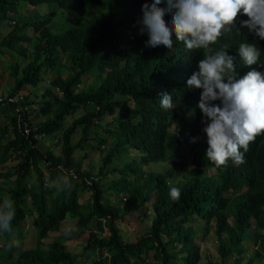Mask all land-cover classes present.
Masks as SVG:
<instances>
[{"label":"trees","instance_id":"trees-1","mask_svg":"<svg viewBox=\"0 0 264 264\" xmlns=\"http://www.w3.org/2000/svg\"><path fill=\"white\" fill-rule=\"evenodd\" d=\"M145 2L152 0H0V27L21 10L29 14L20 21L14 19L10 23L14 29L6 36L0 34V54L9 48L31 58L24 68L21 64L12 68L13 75L20 78L10 96L25 86L38 87L48 72L65 67L64 60L69 65L67 70H72L67 78L59 75L52 82L58 94L46 88L37 105L28 96L21 101V109L1 103L2 109L14 114L10 119L0 117V166L13 160V155L23 159V164L5 175L8 180L17 174L0 205L11 200L16 215L12 231H2L0 264H200V232L193 226L196 220L204 234L215 222L221 257L219 262L208 260L207 264H264V135L249 144L241 166L229 161L218 169L205 157L208 144L203 125L198 115L187 119L190 108H195L179 86L190 65L176 50L169 53L163 45L146 47L149 37L146 31L141 33ZM46 5L56 8L45 12ZM61 11L69 29L55 33L51 27L58 28ZM71 17L77 20L76 26ZM165 21L171 28L170 17ZM219 41L222 45L219 42L213 49H226L229 55H237L242 42L256 43L264 50V41L247 30L234 29ZM86 76L93 77V86L80 89ZM170 88H174L178 104L174 110L165 111L159 100ZM81 109L83 113L75 117ZM118 110L111 123L90 125L94 119L113 116ZM30 114L43 115L45 120L34 125ZM69 117L73 121L67 125ZM25 129L32 131L30 136ZM79 130L81 139L74 143ZM35 132L45 137L61 133V155L50 150L43 154ZM90 141L96 149L108 145L98 176L84 169L86 155L75 157ZM185 142L193 169L181 174L178 167L183 163L177 159ZM89 148L94 145L89 143ZM125 156L129 159L124 160ZM118 160L121 168L115 165ZM165 163L170 167L153 171L157 164ZM112 172H118L120 178L104 184ZM65 177L70 186L65 184ZM171 187L180 190L178 201L169 196ZM85 191L92 194L88 204L80 203ZM232 208L231 215L228 210ZM150 210L154 216L149 231L136 241H125L118 221L133 214L148 217ZM32 212L39 237L35 248L21 250L10 239L16 230L21 233L22 222ZM65 220L76 221L72 226L78 231L46 246L44 240L58 232ZM87 233L80 251L70 252L67 240Z\"/></svg>","mask_w":264,"mask_h":264},{"label":"clouds","instance_id":"clouds-1","mask_svg":"<svg viewBox=\"0 0 264 264\" xmlns=\"http://www.w3.org/2000/svg\"><path fill=\"white\" fill-rule=\"evenodd\" d=\"M142 12L141 33L146 31L149 37L146 47L163 45L169 53L176 50L190 65L179 86L190 96L195 108H190L187 119L191 121L198 115L203 125L208 144L205 157L218 169L227 166L229 161L234 166L245 164L244 154L249 144L264 135V50L256 43L242 42L238 54L229 55L226 49L214 50L212 46H217L221 37L234 29L247 30L249 35L264 41V0H152L150 4H143ZM166 16L170 17L171 28L166 24ZM174 93V88H170L162 94L159 103L165 111L176 108L178 100ZM19 95L24 99L21 91L15 96L0 94V110L2 104L18 105L21 109V102L9 100ZM24 132L28 136L32 133L30 130L27 134L26 129ZM34 137L46 138L40 132H35ZM192 142L195 143L196 138ZM184 144L189 153L188 143ZM181 148L177 162L186 167L191 155L185 152L186 156L182 157ZM64 180L70 186L69 179ZM169 196L178 201L181 192L171 187ZM4 207L7 211H0V231L11 232L15 209L9 200H5ZM229 210L232 215L233 208ZM76 231L77 228L70 226L65 229V235L72 236Z\"/></svg>","mask_w":264,"mask_h":264},{"label":"rangeland","instance_id":"rangeland-1","mask_svg":"<svg viewBox=\"0 0 264 264\" xmlns=\"http://www.w3.org/2000/svg\"><path fill=\"white\" fill-rule=\"evenodd\" d=\"M45 8H46L45 10L46 12V11H49L50 9H55L56 6L46 5ZM64 13H66V15L68 14L67 12H64ZM92 15L93 13L89 14L88 17H91ZM25 16H29V14L21 10L15 17H9L5 22L2 23L0 27V34H4V36H6L9 32H11L14 29V27H12L10 23L14 19L17 21L23 20ZM69 19L73 23L72 25L77 24L74 19L72 18H69ZM55 22L57 21L55 20ZM58 22L60 23L58 25V28L51 27L53 32L61 33L69 29V26H68L69 22L65 19L62 11L61 13L59 12ZM26 32L29 33L30 29L27 28ZM2 38L3 37H1L0 40ZM30 59H31L30 57L28 58L23 57L21 54L15 53L11 51L9 48L5 49L3 54H0V94L1 95L6 96L10 94L16 85L17 79L20 78V76L17 77L13 75L12 68L16 64H21V67L24 68L25 66H27L28 62H30ZM64 63L66 65L61 70H56V71L52 70L48 72L38 87L25 86V88L22 91L23 95L28 96L29 100L35 101L37 105L40 103L39 101L43 99V95H44L46 88H52V91L58 94V90L57 88L53 87L52 82L59 75L63 76L64 78H67L72 73L71 69L70 70L68 69L69 71L67 70V68L69 67L68 62L64 60ZM59 71H61V74H59ZM87 77L88 76H86L84 79H86ZM93 82H94L93 77L89 76L86 80H84L83 84L80 86V89H88L89 86H93ZM82 113H83V110L81 109L79 112L76 113L75 117L81 115ZM13 114H14L13 111L8 110V109L0 110V117L1 116L5 117V119H8V118L10 119V117H12ZM118 115H119V110L113 116L107 115L103 118L94 119V122H91L90 125H93L94 123L99 122L101 126H105V124H109L111 123L112 120L117 118ZM44 120H45V117L43 115L30 114V121L34 125L40 124ZM72 121H73V118L69 117L67 125H70ZM8 125L10 126V132H11L10 134H12L13 133L12 126L11 124H8ZM93 133H94L93 131L90 133V138L92 137V139H93V136H92ZM81 136H82V132L81 130H79L78 133H76L75 136L73 137L74 143H78L81 139ZM61 137H62V134L57 133V137L56 135H51V136L49 135V136H46V138L44 139H40L39 145H38L40 151L43 154H46L47 151L50 150L56 156H60L62 152ZM56 139L60 141L56 143L55 142ZM89 143H92L94 145V148L92 149L89 148ZM89 143L87 144L86 149L77 150L75 157L79 159V158H83L86 155V159L83 162L84 169L90 170L91 172H93L95 175L98 176L100 172L99 170L101 166L103 165V161H102L103 155H105L108 151L107 150L108 145H105L106 148L102 150V149H96L95 144L92 141H90ZM181 149H182L181 156L182 157L186 156V153H185L187 152L186 144H184ZM13 158L14 159L10 160L6 165H3L0 167V200L5 196V192L7 191L8 187H12L13 182L15 181L16 176H17V174L16 175L13 174L11 175V178L7 180L5 178V175L12 169V167L16 166L17 167L16 169H20L23 164V159H18V156L13 157ZM128 159L129 157H126V156L124 157V160H128ZM115 165H117V167L119 168H121L122 166L119 163V160L115 162ZM40 166L42 168V171H45L46 176H49L47 170L43 168L42 164H40ZM168 167H170L168 163L157 164L153 168V171H162ZM145 169L150 170L148 167H146ZM192 169L193 168L191 167V165L188 164L186 167H180L178 171L179 173L183 174ZM32 175L34 179L36 177V172L33 171ZM117 178H120V174L118 172H112L104 180V184H109L111 180L117 179ZM62 182H63V179L59 181L58 186H57L58 189L62 187V184H61ZM46 183L50 184L49 181H47ZM91 195H92L91 192L85 191L80 198L81 199L80 203L88 204L89 201H91ZM111 196L114 197L113 194ZM9 201L12 203L11 200ZM31 210H34V209L30 208V211ZM0 211H7V209L4 207V203L0 205ZM230 211L231 210H229L228 212ZM153 216H154V213L151 210L148 212V217H142L140 214L129 215V216L124 217L121 221H118L117 227L121 230V233L124 239H126L125 241L127 242L136 241L143 234L149 231L151 224H152L151 218ZM34 218H35V215L33 214V212L32 214H29L28 217H26V219L21 224V228H22V230L20 231L21 233H17L18 231L16 230L15 234L11 237L10 242L12 245L18 246L21 250H30L36 247L37 239L39 236L37 235V230L34 225ZM232 220L233 218L231 217L230 221ZM75 223L76 221H73V220L64 221L61 224V228L58 232H52L50 234V237L44 240L45 245L47 246L48 244L52 243L58 237L65 235V229L74 225ZM194 226L197 227V229H200L198 231L200 232L198 234V242L202 250L201 252L202 260L200 264H207L208 260L219 262L221 255L219 253V244L217 242V236L214 231L215 223L214 222L212 223V227L205 234H203L205 230H202V233H201V229L203 228V226L198 220L194 222ZM2 236H3V233L2 231H0V243L3 238ZM88 236H89V233L81 237L73 236L72 239L67 240L68 242L66 243V245H67L68 250L74 254H77L80 251L81 247L85 245V241L88 238ZM246 246L248 248L252 247V245L249 243L246 244ZM247 257H249V253L247 254ZM172 263L176 264V261H173ZM229 264H232V262H230Z\"/></svg>","mask_w":264,"mask_h":264},{"label":"built area","instance_id":"built-area-1","mask_svg":"<svg viewBox=\"0 0 264 264\" xmlns=\"http://www.w3.org/2000/svg\"><path fill=\"white\" fill-rule=\"evenodd\" d=\"M22 99H23V96L22 95H19L17 97H12L9 100H10V102L20 104V102H21ZM0 101H2L1 98H0ZM26 127H27V125H26ZM26 133L29 134L30 133V130L29 129H26Z\"/></svg>","mask_w":264,"mask_h":264},{"label":"crops","instance_id":"crops-1","mask_svg":"<svg viewBox=\"0 0 264 264\" xmlns=\"http://www.w3.org/2000/svg\"><path fill=\"white\" fill-rule=\"evenodd\" d=\"M10 137L12 138L13 137V134H10ZM1 167V166H0Z\"/></svg>","mask_w":264,"mask_h":264}]
</instances>
